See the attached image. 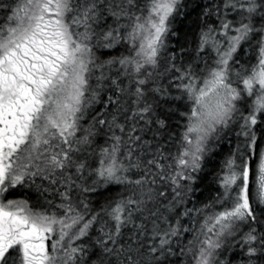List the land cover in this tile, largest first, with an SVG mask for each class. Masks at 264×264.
<instances>
[{"label": "snow or ice", "instance_id": "6c2138e0", "mask_svg": "<svg viewBox=\"0 0 264 264\" xmlns=\"http://www.w3.org/2000/svg\"><path fill=\"white\" fill-rule=\"evenodd\" d=\"M0 264H264V0H0Z\"/></svg>", "mask_w": 264, "mask_h": 264}]
</instances>
